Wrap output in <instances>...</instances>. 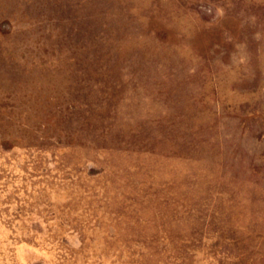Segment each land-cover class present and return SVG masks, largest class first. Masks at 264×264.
Masks as SVG:
<instances>
[{
	"label": "rangeland",
	"instance_id": "rangeland-1",
	"mask_svg": "<svg viewBox=\"0 0 264 264\" xmlns=\"http://www.w3.org/2000/svg\"><path fill=\"white\" fill-rule=\"evenodd\" d=\"M0 264H264V0H0Z\"/></svg>",
	"mask_w": 264,
	"mask_h": 264
}]
</instances>
